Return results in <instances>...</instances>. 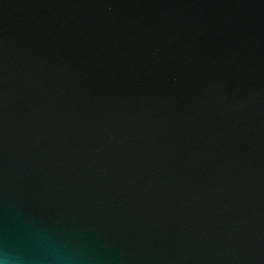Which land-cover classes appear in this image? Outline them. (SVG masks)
I'll use <instances>...</instances> for the list:
<instances>
[{"label":"water","instance_id":"1","mask_svg":"<svg viewBox=\"0 0 264 264\" xmlns=\"http://www.w3.org/2000/svg\"><path fill=\"white\" fill-rule=\"evenodd\" d=\"M0 264H264V0H0Z\"/></svg>","mask_w":264,"mask_h":264}]
</instances>
